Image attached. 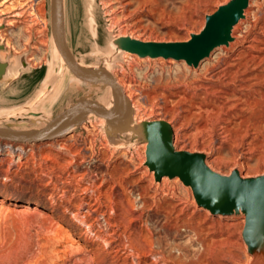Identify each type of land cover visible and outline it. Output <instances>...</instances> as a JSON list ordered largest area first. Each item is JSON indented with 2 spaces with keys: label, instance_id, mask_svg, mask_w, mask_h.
<instances>
[{
  "label": "rangeland",
  "instance_id": "rangeland-1",
  "mask_svg": "<svg viewBox=\"0 0 264 264\" xmlns=\"http://www.w3.org/2000/svg\"><path fill=\"white\" fill-rule=\"evenodd\" d=\"M101 1L105 0L99 1L103 9ZM118 1L122 11L118 24L125 35L132 33L144 41L178 42L199 33L206 15L227 0ZM250 4L253 8L249 10H255V19L261 22L264 0H251ZM7 6L20 12L21 18H14L17 27L6 26L1 31L3 39L20 53L30 43L36 46L38 38L44 36L45 54L33 47L29 57L35 56L30 59L36 62L34 66L42 64L49 47L45 0H8ZM45 21V31L37 35L35 30ZM109 27L108 31L117 35L110 23ZM130 56L135 58L132 69H127V57L125 64L113 72L116 77L125 69V94L131 93L129 99L139 106L136 115L140 119L168 122L173 132L179 130L182 150L208 151L207 163L222 174L237 165L244 175L264 173V119L251 118L242 129L237 120H228L227 116L203 118L205 121L198 116L185 119L187 114L176 100L164 96L169 77L182 78L188 73L195 75L192 80L199 79L202 64L194 68L172 59H167L168 63L162 58ZM206 62L209 59L203 64ZM103 138L98 124L90 123L53 142L20 145L24 147L20 155H16L15 144L0 141V264L249 263L251 257L242 240V219L211 216L196 205L191 189L179 178H166L164 184L157 181L154 171L145 164V150L144 158L134 155L135 149L116 151L106 140V145H101ZM73 156L79 162L71 167ZM83 188H91V192L96 189L94 197L100 195L101 206L86 220L92 233L86 223L80 222L86 211L78 208ZM126 236L135 240L140 251L137 257L127 256Z\"/></svg>",
  "mask_w": 264,
  "mask_h": 264
},
{
  "label": "water",
  "instance_id": "water-1",
  "mask_svg": "<svg viewBox=\"0 0 264 264\" xmlns=\"http://www.w3.org/2000/svg\"><path fill=\"white\" fill-rule=\"evenodd\" d=\"M99 1L45 0L49 47L40 65L29 60L32 43L15 53L0 37V141L45 143L97 123L116 151L145 144V164L155 179L179 178L211 216L242 219V240L252 257L247 264H264V173L244 176L234 168L222 174L207 164V154L176 150L171 125L140 119L113 74L129 55L198 68L234 41L250 0H227L206 15L199 33L178 42L109 32ZM6 18L0 15V31Z\"/></svg>",
  "mask_w": 264,
  "mask_h": 264
},
{
  "label": "bare ground",
  "instance_id": "bare-ground-1",
  "mask_svg": "<svg viewBox=\"0 0 264 264\" xmlns=\"http://www.w3.org/2000/svg\"><path fill=\"white\" fill-rule=\"evenodd\" d=\"M7 2L8 0H2L0 2V15H6L8 13L9 15H7V18L5 20L6 26L13 27L14 25L16 26V22H17L14 18L20 17L21 13L18 11L13 12L14 10H11L10 9L11 7L10 8H8V6L5 7V4ZM250 3H251V0L249 2V7L245 11V15H246L245 19H243L240 22V24L236 26L233 32L234 41L229 45V47H222L221 49H219L220 50L219 53H216V54L213 53L211 57L209 58V62H206L204 64L202 63V66L200 65L202 73H203L201 75H198V76H201L200 78L198 77L200 80L197 79V77H196L197 80L196 79L192 80V78L195 77V75L187 73V75L184 74L182 78L180 76H177V77L172 76L173 78L169 77L168 80L165 82V85H164L165 95L164 96L166 98H174L176 100L175 104L181 106L182 111L187 114L184 117L185 119H188L191 116H198L201 120H203V118L206 119V118L213 117V116H227L228 120L229 119L231 121L237 120L238 125L240 127L241 126L246 127L245 124L251 118L264 119V19H262L261 22L256 21L255 10L253 9L249 10V8L251 7L253 8L252 4ZM102 6L105 12L104 14L108 16V20H109L111 28L116 29L117 36H126L125 30H123V26L121 24H118L120 21V16L122 12L119 9V1L118 0H105L104 2H102ZM28 13L30 12L28 11ZM0 23H1V20H0ZM45 29H46V21L43 23V26L41 29L38 28L35 30V33L38 35L39 32L41 31L43 32L45 31ZM109 29L110 27L108 28V30ZM131 34L129 36L134 37V35H131ZM0 37L2 39L5 38L3 37V33H1V31H0ZM6 44L7 46H9L8 42H6ZM33 47H35V51L40 52V54L43 56L45 54V49H46V38L44 36L39 37L36 46H33ZM127 60H128L127 69H130V68L132 69V67L135 64V58L128 56ZM167 62L169 63L170 61L167 60ZM115 73L116 72H113V74ZM117 74L115 78L118 84L127 93L126 87L123 84V79L126 77L125 69L121 70L120 75L117 76ZM129 94H127L128 95L127 97L131 98ZM131 103H132V106L136 110V114H138L137 110L139 106L137 107L135 102L131 101ZM223 119H225V117ZM98 122L100 124L104 123L102 119H98ZM200 126L201 125H198V126L196 125V128H200ZM258 127H259V124H258ZM88 129L89 128H86V130ZM173 133H174L175 149L178 151H186V150L181 149L183 145L181 143V134L179 130H174ZM105 140L107 141V138L104 135V138L102 140L103 142L101 143V145H104V146L106 145ZM50 142H53V141H50ZM20 145H24V144H15V146L18 149L16 155L17 154L20 155L24 152V149H23L24 147ZM57 146L61 148V145H57ZM145 148H146L145 144H139L138 146H135L133 148L135 149L133 150L134 155L135 154L138 156L142 155V158H144L143 153H144ZM62 149H63V146H62ZM123 151H128V150H123ZM208 153L209 152L207 151V154ZM77 161H78L77 158L73 156L69 164L72 167L73 165L77 164ZM237 166L239 170L241 171V166L239 165ZM242 175L244 174L242 173ZM244 176H249V175L246 174ZM151 177L152 176L150 175V179ZM166 178L167 177L161 178L162 180L161 184H164L166 182ZM91 190H92L91 188H83V190H81L83 196H81V198L79 199L78 208L79 209L86 208V211L82 212L81 214L82 216H80L81 223L87 224L86 220L88 219V216L93 212H97V210L101 206L100 195H98L97 197H94V192L96 191V189L92 191L93 193L91 192ZM93 197H94V200L91 203L90 201ZM6 199H9V197H6ZM103 213H102V216H104ZM36 215H38V212H36ZM73 216L77 218L79 215L74 213ZM104 220L106 223H109L107 219H104ZM87 226H88L87 230L92 233L93 229H91V224H87ZM126 239H127V243H126L125 248H126L127 256L130 255V256L137 257V254L140 251L135 246V243H136L135 240L134 239L132 240L129 236L128 237L126 236ZM105 241L107 243V240Z\"/></svg>",
  "mask_w": 264,
  "mask_h": 264
}]
</instances>
